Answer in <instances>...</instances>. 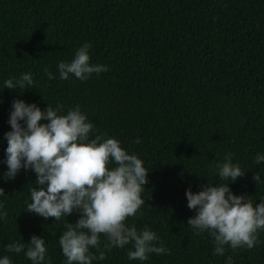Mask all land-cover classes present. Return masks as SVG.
<instances>
[{
  "label": "trees",
  "instance_id": "1",
  "mask_svg": "<svg viewBox=\"0 0 264 264\" xmlns=\"http://www.w3.org/2000/svg\"><path fill=\"white\" fill-rule=\"evenodd\" d=\"M85 43L90 64L108 71L85 81L60 79L58 64ZM23 73L32 74L35 86L5 87ZM16 99L41 110L63 105L64 114L79 105L94 125L92 135L117 139L148 170L145 204L126 225L152 230L170 253L129 260L128 244L92 264H226L228 256L232 264H264V229L252 249L226 246L224 256L214 255L208 231L196 235L187 225L196 211L185 196L207 183H228L253 206L264 201V161L253 163L264 155V0H0V211L8 213L7 222L0 220V258L32 264L6 246L36 235L47 248L43 264H66L59 237L78 212L59 221L29 213L34 171L4 178V134ZM229 152L245 173L227 182L215 165ZM105 243L101 237V249Z\"/></svg>",
  "mask_w": 264,
  "mask_h": 264
},
{
  "label": "clouds",
  "instance_id": "2",
  "mask_svg": "<svg viewBox=\"0 0 264 264\" xmlns=\"http://www.w3.org/2000/svg\"><path fill=\"white\" fill-rule=\"evenodd\" d=\"M90 48L91 44L85 43L70 62L58 64L60 79L67 80L71 75L85 81L93 73L108 71L105 65L90 64ZM44 71L49 79L55 78L47 68ZM4 85L9 90L23 91L35 86L31 73L6 79ZM8 123L11 130L4 134L5 180L14 179L22 168L31 169L36 175L26 210L55 221L65 219L74 210L79 214L74 224L65 220L66 230L59 237L66 264H92L93 260H104L112 248L128 244L134 248L128 252L129 260L146 261L149 254L170 253L163 243L157 244L159 237L152 230L145 227L138 231L134 225H126V220L135 217L145 204L141 193L148 183V170L143 161L129 154L117 139L92 135L94 125L79 105L64 114L63 105L55 108L47 105L41 110L35 103L16 99ZM133 143H140L139 138ZM232 155L227 153L224 161L215 165L220 180L236 181L245 173L239 164L232 162ZM262 161L264 155L257 154L253 163ZM113 164L115 167H110ZM252 179L259 183L260 174L255 173ZM2 196L5 194L0 188ZM185 196L187 207L196 211L187 225L196 235L208 231L213 237L214 255L224 256L226 246L232 250L252 249L260 242L258 231L264 229V201L253 206L250 196L234 195L228 183L217 186L207 183L196 193L186 190ZM3 207L0 204V209ZM7 216L6 211H0V220L7 222ZM101 237L107 240L103 249ZM90 249H96V254ZM6 251L23 252L32 264H43L47 248L42 237L33 235L27 243L8 244ZM0 264H12V261L5 255L0 258ZM226 264H232L231 256L226 258Z\"/></svg>",
  "mask_w": 264,
  "mask_h": 264
}]
</instances>
